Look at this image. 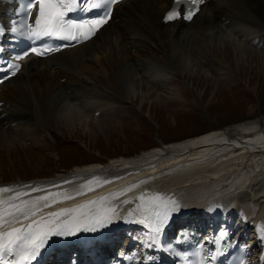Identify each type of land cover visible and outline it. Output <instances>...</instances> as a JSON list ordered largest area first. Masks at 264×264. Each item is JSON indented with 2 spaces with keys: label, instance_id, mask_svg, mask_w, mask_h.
I'll return each mask as SVG.
<instances>
[{
  "label": "rangeland",
  "instance_id": "1",
  "mask_svg": "<svg viewBox=\"0 0 264 264\" xmlns=\"http://www.w3.org/2000/svg\"><path fill=\"white\" fill-rule=\"evenodd\" d=\"M218 1L210 0V5L213 7ZM234 1L239 6L245 2ZM229 9L231 11L226 10L223 14L214 12L217 16L215 26L218 28L213 30L204 29L205 21L199 17L196 21L195 18V24L188 29L197 33H188L190 44L177 48L175 56L174 46L170 42L165 44L162 37L157 38L151 33L150 39L143 44H136L132 41L134 32L124 27L128 30L124 34L125 44L130 42L128 46L124 44V48L128 47L129 54L133 53L132 61L128 63L135 73V82L128 87L145 93L148 98L141 102L142 97L129 96L131 91L128 92L123 84L121 86L120 64L108 57L106 64L94 66L100 74L97 79L89 74L81 77L83 85H79L77 90H74L77 85H68V81H65L64 86L73 89L76 97L81 101L91 99L93 105L99 106L100 110L97 111H102V117H94L95 110L91 106L77 105L76 108L97 125L92 126L89 135L83 134L81 126L75 124L69 128L67 124L59 125V121H45L39 117L34 122L28 121L27 113L22 108L31 104L28 95L22 94V90L14 95L13 89H4L0 101L8 102L10 109H7L9 113L0 123V127L3 123L5 125L1 129L19 140L9 132V124L15 126L14 121H18L22 114V128L25 130L19 144L15 145L18 150L17 162L13 163L14 155L11 158L6 155L3 167L0 164V183L14 184L20 179L24 182L54 179L92 164L107 166L137 160L154 148L182 142L214 130L233 132L240 124L249 122L264 125V50H256L240 42L230 27V24L246 25L250 11L242 7ZM125 11L124 7L122 12ZM262 11L256 15L260 23L252 22L257 27L261 26V29L264 27V9ZM122 12L118 13L116 24L113 26L112 22L111 27L104 31L105 35L114 30L119 31L121 24H124ZM188 29H180V32L185 33ZM204 30H209L208 34H204ZM169 33L172 34L173 30ZM222 34L232 36L237 44L247 48L245 54L249 58L246 62L237 61L236 54L240 53L232 45L222 47L225 51L217 49L219 46L215 40L223 37ZM105 35L97 38L96 44L103 43ZM167 38L169 41L171 36ZM183 58L190 63V68L183 67ZM26 76L24 74V78L18 79L24 81ZM57 76L61 77L59 73ZM43 89H46L45 85ZM67 93L71 94L72 91L67 90ZM156 97L160 101H154ZM95 102L108 105L102 106ZM34 132H37L35 138ZM34 142L38 144L37 147ZM0 153L5 154L1 146ZM250 197L254 200L248 201L247 198L245 203L258 209L259 215L263 214L264 187L261 191L254 189ZM238 222L243 224L240 218ZM248 230L246 238L256 243L252 240L256 236L250 226H247Z\"/></svg>",
  "mask_w": 264,
  "mask_h": 264
},
{
  "label": "bare ground",
  "instance_id": "2",
  "mask_svg": "<svg viewBox=\"0 0 264 264\" xmlns=\"http://www.w3.org/2000/svg\"><path fill=\"white\" fill-rule=\"evenodd\" d=\"M134 1H137V3L132 6ZM233 1L219 0L214 3L213 7L212 4H207L196 17V20L198 17L201 18V20L205 21L203 28L213 30L217 27L215 26V23L217 24L215 21L217 16L214 12L223 14L226 10L231 11L229 8L242 7L250 11V17L247 20L245 19L246 25L230 24V27L234 30L235 37L253 49L264 50V27L261 29V26L257 27L252 24V22L260 23V19L256 15L263 12L264 0H245L243 6H239ZM130 4L131 6L127 7ZM124 7L126 11L122 12ZM170 7L171 0H131L119 5L117 11H121L124 16L122 18L124 24H121L119 27L120 32L114 30L111 31V34L107 35V33V36L105 35L104 31L111 27V25H115L111 24L115 21L114 16L112 22L94 40L86 45L74 50H67L49 59H29L22 72L16 78H12L1 86L0 94L7 88L13 89L12 93L14 95H17L21 90L22 94H27L31 104L24 105L22 108L27 113L26 118L28 121L34 122L36 117H39L45 121H59V125L67 124L69 128H72L73 124H75L81 126L83 134H91L92 126L96 127L97 125L88 120L76 107L77 105L91 106L95 110L93 111L94 113L99 112L97 110L100 109L96 104H92L91 99H89L90 101L87 99L81 101L75 96L74 90H77L79 85H83L81 77L89 74L90 77L93 75V79H97L100 77V74L98 70L94 69V66L104 65L107 62L106 57L108 59L111 58L116 64H120L118 69L121 86L123 84L128 92L131 91L129 93L130 97H142L141 102H144L148 98L145 93L136 91L131 86L130 88L128 87V85L135 82V73H133L134 70L133 68L131 69L130 63H128L129 60L132 61L133 53H130V55L128 47L124 48L126 42L124 41V34L128 30H132L134 32L133 43L137 44V42H141L140 44H143L144 41L152 37L151 33H153L156 37H162L165 40V44L170 42L174 46L173 55L175 56L177 48L190 44L188 33L191 35V32L194 30L191 31L188 28L192 27L196 21H193L187 28H180V24L165 26L162 20ZM234 17L236 18L235 15ZM124 27H127L128 30H125ZM162 29L165 30L162 31ZM180 29H188L189 31L186 30L185 33H182ZM170 30H173L172 34L169 33ZM208 32L209 30H204V34H208ZM104 35L106 37H103V43L99 44L97 42L98 44H96V39ZM168 36H171L169 41ZM222 36L218 40H215L219 48L216 46L214 48L225 51L222 47L232 45L236 52L240 53L239 55L236 54L237 61L246 62L249 58V55L245 54L247 48L237 44L235 39L228 34H222ZM127 44H130V42ZM127 44L125 45L128 46ZM256 59L258 58L256 57ZM182 60H185L183 67L186 69L190 68V63L185 58ZM57 73L61 77H58ZM24 74L27 75L26 79L20 81L18 78L22 79L21 77ZM65 81H68V85L77 86L74 90L68 88L69 86H64ZM43 85H45L46 89H43ZM67 90L72 91V93H67ZM155 100L160 101L157 97ZM86 103L89 105H86ZM95 103L102 106L108 105L105 102ZM7 109L10 108L5 103L1 110L3 119L9 113ZM16 112L19 113L18 110ZM108 112L105 111V113ZM21 119L22 114H20L18 121H14L16 123L15 126H13V123H8L9 132L18 137L19 140L22 138L25 130L22 128ZM36 124L34 127H36ZM4 126L3 123L1 127L4 128ZM1 127L0 146L3 147L5 154L0 153V164L3 167L6 155L10 158L14 155L13 163L17 162L18 154L16 153L18 150L15 145L19 144V140L9 136ZM36 136L37 132H34V138ZM34 145L38 146L36 142H34ZM128 167L136 169V175L132 179L142 178L147 180V183L133 188L131 192H126L125 194H140L142 191L164 193L173 196L182 205H188L191 208H200L210 200H225L228 204H232L235 201L233 206L240 210V204L248 198L249 192H253L257 188L261 190L264 187V125L251 122L243 123L233 129V132H228V130L224 129L214 130L182 142L154 148L149 153H144V157L137 160L121 161V163L107 166L96 164L83 168L80 167L67 175H59L57 179L38 181L26 185L30 187L21 184V182L23 183L21 179L17 183L14 182V184L32 190V187L50 183V187L46 189H51L53 193L66 191L76 194L81 186L87 184L89 181L117 177L122 173L123 169ZM77 178H81L82 180L76 181L75 179ZM138 184H140L139 181L129 183L122 187L120 191ZM5 185L7 183H0L1 187ZM35 194H40V192H35ZM123 199H125L124 196L121 200ZM262 215L264 217V213Z\"/></svg>",
  "mask_w": 264,
  "mask_h": 264
},
{
  "label": "snow or ice",
  "instance_id": "3",
  "mask_svg": "<svg viewBox=\"0 0 264 264\" xmlns=\"http://www.w3.org/2000/svg\"><path fill=\"white\" fill-rule=\"evenodd\" d=\"M81 0H28L26 19L22 24L14 23L10 32L19 34L29 40L40 41L44 38H56L65 41L81 42L89 39L95 32L107 23L110 18L113 5L119 0H83L87 6L80 8ZM201 0H193V4L198 5ZM38 6V14L34 17V26L31 22L33 10ZM90 12L92 10H103V14L92 19H82L74 21L68 19L69 14L76 12ZM196 9L188 11L183 17L190 20ZM179 18L177 11H170L166 20L171 21ZM5 33V29L0 27V35ZM4 50L0 48V52ZM51 49L43 51L38 47H31L28 51L17 55L14 60L19 61L30 54L42 56ZM21 65L16 62H9L6 69L11 76H15ZM0 80V83H3ZM111 180H91L82 185L76 195H84L88 191H94L96 185L111 183ZM143 183H147L144 181ZM30 187V186H26ZM59 187V186H56ZM132 185L125 190L111 193L108 196L91 200L83 205L70 209L42 214L44 209L63 200L73 199V194L60 191L48 192L46 195L37 196L34 199H24L28 195L24 191L13 188H0V264H33L42 249L53 237H71L80 232L94 233L103 229L113 222L123 220L125 223H137L149 233L147 247H153L170 217L180 211L182 205L178 199L158 192H144L136 197L139 202L135 208L130 206L135 202L132 199L121 197L126 192H131ZM33 192H45L47 190L32 187ZM15 195L4 198L5 193ZM264 239V231L260 234ZM230 242L229 233L221 230L219 236L213 241L221 247L216 248L215 253L205 257L202 254L204 245L196 251L198 257L191 260L186 254H181L184 264H213L222 254L223 240ZM243 264V262H242Z\"/></svg>",
  "mask_w": 264,
  "mask_h": 264
}]
</instances>
